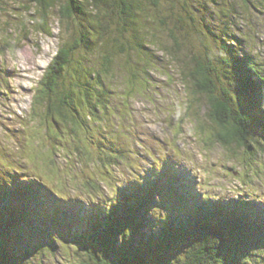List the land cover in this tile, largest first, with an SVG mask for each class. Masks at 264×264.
<instances>
[{
	"label": "trees",
	"instance_id": "16d2710c",
	"mask_svg": "<svg viewBox=\"0 0 264 264\" xmlns=\"http://www.w3.org/2000/svg\"><path fill=\"white\" fill-rule=\"evenodd\" d=\"M28 1L20 9L23 13L19 16V28L12 31L18 40L29 33L28 28L37 34L51 35L49 22L53 12L60 14L62 23L58 49L41 82L42 94L32 100L33 110L37 105L43 110L42 120H49L46 123L49 130L57 129L56 134L60 133L65 124L80 139V131L85 130L82 135L89 134L100 113L108 115L115 111L109 103L115 79L128 85L123 89L127 95L152 89L150 72H161L153 48L178 68L190 109L197 117L204 110L203 119L207 118L211 124L207 140L202 133L204 141L241 151L240 158H229L238 159L251 172L260 170L257 165L264 160V65L251 52L247 40L237 33L238 21L243 17L235 2ZM242 2L245 9L261 11L264 6V0ZM157 20L169 38L167 44L153 32L151 26L157 25ZM130 57L138 60L132 62ZM196 116L193 121L198 124ZM198 126V130L204 129L201 121ZM112 133L103 134L105 137L98 142L94 156L104 166L102 180L84 185L86 191L94 194H87L89 206L75 198L72 201L60 197L40 174L23 175L20 166H28L26 158L3 149L0 264H35L34 260L42 262L65 246L72 252L70 258L75 249L85 252L87 259L81 264H264V220L260 217L264 209L255 202L196 200L186 193L182 195V191L179 193L178 186L174 191L175 212L166 213L169 225L155 230L145 224L144 212L162 206L166 199L165 193L163 203L158 204L151 197L167 186L165 167L156 169L152 165L150 177L130 180L125 185L117 186L116 182L103 179L113 177L112 166L131 170L135 167L129 154L114 139L107 149L103 147L107 139L116 136ZM80 143L74 146L76 154L91 159L87 152L91 151L90 146ZM30 147L29 156L35 162V146ZM144 150L148 151L145 147ZM148 156L154 157L150 153ZM53 158L48 157L50 166L46 164L41 169L56 167ZM21 162L27 166L20 165ZM105 181L106 188L112 189L106 195L103 186L98 185ZM59 227L66 231L60 233L58 240L53 236L41 239L44 232L50 235Z\"/></svg>",
	"mask_w": 264,
	"mask_h": 264
},
{
	"label": "rangeland",
	"instance_id": "374dc122",
	"mask_svg": "<svg viewBox=\"0 0 264 264\" xmlns=\"http://www.w3.org/2000/svg\"><path fill=\"white\" fill-rule=\"evenodd\" d=\"M231 1L236 3L239 11H242L240 16L243 18L238 21L239 32L237 33L247 40L251 52L257 55L258 60L264 65V6L261 7V11H259L260 8L245 9L242 0ZM164 2L168 3L169 0H163ZM28 4V0H0V153L5 149L7 152L11 151L14 156L21 154L22 158H26L28 166L23 162L20 164L27 166H20L23 168V175L38 177L40 174L45 182L52 186L54 192L65 198L75 197L89 206L87 194L91 196L94 194L91 190L86 191L84 185L87 182L102 180L101 172H104L103 164H98L94 158L99 149L98 142L105 137L103 134L113 135L112 132H114L116 136L107 139L103 147L107 149L110 141L114 139L115 144L129 154L130 161L135 165L134 170L118 166L111 167L110 173L113 177L108 176L103 179L116 182L117 186L125 185L130 180L132 182L139 180L138 175L146 176V170L150 169V166L156 163L154 167L159 168L168 156H171L176 163H182L183 167L192 170L189 175L200 185L196 191L209 194L211 201L264 199V160L262 165H257L259 171L253 169L254 172H251L245 169L238 159L229 158H240L241 151L223 148L217 142L204 141L203 134L206 135L207 140L211 125L206 117L207 122L203 119L204 110L202 109L197 117L194 110L190 109L178 68L164 58L161 52L153 48L151 49L155 52L154 56L158 57L157 67L162 73L156 70L150 72L153 79L152 86L150 85L152 89L149 88L141 94L127 95L123 89H127L128 85L124 86L119 79H115L112 90L113 99L109 100L115 111L111 113L112 115L100 113L98 122L91 127L89 134L82 135L85 130L80 131V139L79 135L71 132L65 124L62 125L60 133L56 134V128L55 132L49 130L46 124L49 120L47 122L42 120L43 110L37 105L33 110L35 104L32 100L35 95L42 94L40 93L41 82L58 49L62 23L59 21L60 14L53 12L49 22L51 35L37 34L28 28L29 33L22 34L21 39L18 40V36L12 31L19 28V16L23 13V10L20 11L21 7ZM152 12L155 11L152 10ZM151 27L156 37H162L166 44L169 42L164 27L158 20L157 25ZM131 60L135 62L138 59L132 57ZM169 74L174 76L169 78ZM129 96L132 98L127 100ZM191 103L193 105V101ZM195 116L198 124L200 121L203 123L204 129L201 131L198 130L200 129L198 124L193 121ZM114 121L115 124H113ZM54 137L57 140H54ZM80 141L90 146L91 151L87 150V152L91 159H84L83 154L80 156L76 154L74 146H80ZM30 146L33 148L35 146L34 161L36 163L29 156L32 151ZM61 146L63 149H59ZM144 147L149 153L154 151L155 159L147 156ZM51 156H54L56 167L51 165L48 169L50 166L47 164L48 157ZM256 157L258 158L259 155L256 154ZM82 161L90 162V164L84 165ZM245 163L248 167V162ZM46 164L47 169L42 170L41 168ZM122 171L125 173L122 174ZM107 183L105 181L98 184L103 186L102 192L105 195L112 191L111 188H106ZM187 191L190 192V190ZM244 194L248 197L242 198ZM84 253L75 249L73 257L70 258L71 250L66 246L64 249L59 247L57 257L48 255L42 262L34 260V263L81 264L84 259H87Z\"/></svg>",
	"mask_w": 264,
	"mask_h": 264
},
{
	"label": "bare ground",
	"instance_id": "6f19581e",
	"mask_svg": "<svg viewBox=\"0 0 264 264\" xmlns=\"http://www.w3.org/2000/svg\"><path fill=\"white\" fill-rule=\"evenodd\" d=\"M182 195H184V193Z\"/></svg>",
	"mask_w": 264,
	"mask_h": 264
}]
</instances>
